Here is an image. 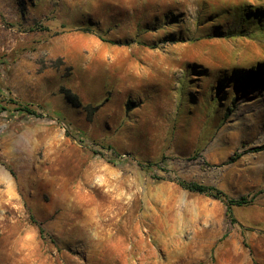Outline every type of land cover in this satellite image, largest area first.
I'll return each mask as SVG.
<instances>
[{
    "label": "rangeland",
    "instance_id": "obj_1",
    "mask_svg": "<svg viewBox=\"0 0 264 264\" xmlns=\"http://www.w3.org/2000/svg\"><path fill=\"white\" fill-rule=\"evenodd\" d=\"M261 144L264 0H0V264H264Z\"/></svg>",
    "mask_w": 264,
    "mask_h": 264
},
{
    "label": "trees",
    "instance_id": "obj_2",
    "mask_svg": "<svg viewBox=\"0 0 264 264\" xmlns=\"http://www.w3.org/2000/svg\"><path fill=\"white\" fill-rule=\"evenodd\" d=\"M63 92L65 93L66 97L70 100V102H72L75 106H81L82 105L78 95L73 93L70 89L64 88ZM19 106H20L21 110L27 112L28 114L39 115L36 110L32 109L31 107H29L26 104L21 103V104H19ZM96 109H97V106H92L91 104H87L85 106V110L87 111L89 118L92 117V115L95 113ZM253 150L254 151L264 150V144H261L259 146H255L253 148ZM236 158H237V156H235V157L233 156L231 159L235 160ZM141 165L144 167L143 164H141ZM151 165L152 164H147V166H151ZM176 181L180 186H182L183 188H185L189 191L204 193V194H207L209 196H213L215 198H219V199L224 200L226 202V205H227V214L232 218V220H235V218L233 217V207L234 206H242V205L248 204L252 201V198H249V195H243V196H240L238 198L231 197L230 195L225 193L223 190L217 188L216 186L204 184V183H201L198 181L186 180L183 178H177ZM33 219H34V222L39 223L40 232L43 235V233L45 232L44 227L42 226V224L40 222H37L34 217H33Z\"/></svg>",
    "mask_w": 264,
    "mask_h": 264
}]
</instances>
